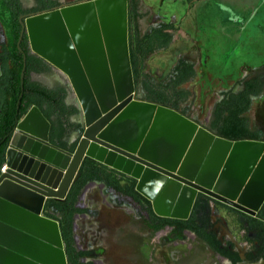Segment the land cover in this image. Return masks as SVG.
I'll return each mask as SVG.
<instances>
[{
	"label": "water",
	"instance_id": "water-1",
	"mask_svg": "<svg viewBox=\"0 0 264 264\" xmlns=\"http://www.w3.org/2000/svg\"><path fill=\"white\" fill-rule=\"evenodd\" d=\"M76 12H80L85 21H90L101 49L102 75L99 76L112 96V102L106 106L100 104L98 92L88 85L86 74L91 79V73L84 64L75 28L69 21V15ZM48 19L54 20L64 38L70 65L63 60L65 53L63 57L52 54L36 44L31 24H46L44 21ZM25 24L32 52L67 76L79 102L82 134L78 142L67 140L64 141L66 145L61 146L51 140L49 123L37 107L29 109L16 123L4 154L2 166L5 170L0 172V264H68L59 223L47 214L54 212L52 201L65 200L80 177V167L87 158L131 175L136 181L135 191L150 201L152 211L158 217L188 219L198 194L247 214H255L264 200V191L256 198V206L250 205L243 194L240 197L237 192L231 197L222 195L217 180L232 152L237 153L240 147H244L264 156V142L229 141L215 136L173 109L133 100L127 0L82 2L37 15L26 20ZM75 71L84 85L79 83ZM92 84L95 86L93 81ZM136 110L141 128L130 145L107 136L120 118ZM168 126L178 132L177 136L159 137L154 151L150 142L152 137L159 129ZM181 127L188 129L184 136ZM213 153L218 156L214 161L211 158ZM213 162L212 169L209 165ZM150 177L154 178V185L147 187L146 181ZM205 178L208 179L206 183ZM171 182L179 189L192 192L189 207L183 215L175 211L178 193L165 205L158 201Z\"/></svg>",
	"mask_w": 264,
	"mask_h": 264
},
{
	"label": "rangeland",
	"instance_id": "rangeland-1",
	"mask_svg": "<svg viewBox=\"0 0 264 264\" xmlns=\"http://www.w3.org/2000/svg\"><path fill=\"white\" fill-rule=\"evenodd\" d=\"M253 2L252 7L240 4L237 8L233 1L224 4L220 0H206L196 5L188 0H140L142 16L136 25L141 33L160 22L174 24L170 46L148 55L145 70L158 83H164L178 60L193 63L195 76L182 86L188 92V99L180 110L186 113V118L198 120L201 127L208 125L211 108L221 92L237 90L242 80L264 77V0ZM189 10L192 12L187 18ZM2 42L0 23V48ZM41 79L51 84L59 78L49 75ZM247 117L250 126L261 131L264 137V88L252 99ZM185 156L186 152L179 166ZM106 167L113 170L111 166ZM124 176L131 178L129 174ZM95 182L84 186L77 204L86 208L73 221L75 245L89 253L83 263L229 264L192 233H178L173 229L162 234V230H148L134 219L136 212L130 203L117 201L115 195L108 194L101 183ZM93 183L95 187L90 186ZM87 186L93 189L83 196ZM209 206V232L217 240L232 243L239 253L256 252L252 240L255 233L245 232L243 219L238 214L214 201Z\"/></svg>",
	"mask_w": 264,
	"mask_h": 264
},
{
	"label": "flooded vegetation",
	"instance_id": "flooded-vegetation-1",
	"mask_svg": "<svg viewBox=\"0 0 264 264\" xmlns=\"http://www.w3.org/2000/svg\"><path fill=\"white\" fill-rule=\"evenodd\" d=\"M88 1H93V0H82L78 2H68L65 0H0V14H1L0 23L3 30V42L0 48V127H6L5 134L0 140V151L4 150L3 159H4L5 151L9 147L10 135L13 132L16 123L19 122L32 107H37L42 113V115L45 117V119L48 121L50 127L49 136L51 140L52 139L55 140L61 146H65L66 144L64 141L70 140V138H72L73 136L74 138L71 140H73L74 143L79 141L82 134V129H81L82 117L79 108V102L74 92L70 88V84L67 78L58 70H56L53 66L47 63L45 60H43L42 58H40L39 56H37L32 52L25 22L26 20L33 18L37 15L54 12L66 6H71ZM138 12L139 14H141L140 2H139ZM159 25L160 24H157L151 27L145 33H141L139 31L140 35L142 36L145 34H149L151 29L157 28ZM127 26H128V8H127ZM128 36H129V32H127V43L129 40ZM14 38H16L15 43L11 41V39ZM128 53H129V44H128ZM150 54L151 53H149L148 55ZM191 59L193 60L194 58L192 57ZM145 62L146 59L144 61V66H145ZM192 64L193 63L187 62L184 59L178 60L177 63L174 65V67L171 69L168 79L164 83H158L154 79V77H152L149 73L146 72L145 68L143 70V75L146 74L148 76V80H146V78L142 75L141 78H139V80L136 82L131 68L132 80H133V95H132L133 100L147 102L149 104H154L156 106H162L169 109H173L178 113H180L181 115L186 116V113L180 110V106L188 99V92L185 91V89H183L182 86L191 79H193L195 76V70ZM186 65L191 67V69L194 72V75L188 78V80H186L185 82H182L181 84H176V82L182 78L181 75L184 73L183 69ZM17 71H18L17 74H18V84H19L20 93L18 94L17 97L14 98L13 95L8 93V90H10V82L12 81L13 83V81L15 80L14 73H16ZM21 75L23 76L21 77ZM49 75H56L59 79H57L51 84H47L43 82L41 78ZM256 78H259V80L263 82L260 91L261 93L264 88V77H260V76L251 79L242 80L237 90L230 89L221 92L220 98L215 102V104L211 108L208 118V125H203L202 128L207 129L210 133L214 134L215 136L223 138L217 135L213 130V128L211 127V124L213 123L214 120L213 112L215 106L219 104L224 99V96L227 94H231L233 96H238L242 94L246 89L245 83L250 80H254ZM147 83L149 85H147ZM147 86L150 87V89L153 88V91L150 92L149 88L148 91ZM36 89L45 92L46 95L42 96L40 93L36 92ZM155 90L162 91L165 94L164 95L165 99L169 103H166V105L164 106L165 103L158 101V95ZM260 93L257 95H253V94L248 95L249 108L243 114V117L247 119V127L245 128L249 133L248 136H245L243 139L234 140V142L242 141V140H255V141L264 142V137L262 135V132L257 129H253L250 126L247 117V113L249 112L252 106V99L258 97ZM184 94H186L184 100H180L177 103H175L174 96L180 95L182 97ZM191 120L196 122L198 125H201V123L198 120L194 118H192ZM226 140L232 141L231 139H226ZM87 184H89V182ZM198 195H202L207 198L208 207H209L208 214L210 212V206H209L210 201L217 202L222 206H225L227 209L231 210L235 214H238L240 218L243 219L242 223L244 224L245 232L247 234L250 232L255 233V236L252 238V240L255 244L254 250L256 252L249 251L245 253H239L238 251H235L233 249L232 243H226L217 240L215 235L209 232V215H208V224L206 227V233H209L214 237V241L218 243V249L226 251V254L219 252V250L213 249L206 240L200 238L199 236H197V234L191 232L188 229L179 231L174 226H165L162 229L156 230L155 221H149V224L146 223L144 217H147V215L142 210L140 205L136 204L132 200H125V201L130 203L131 207L135 210L136 215L133 216L134 219L139 221L148 230L156 231V232L162 230L163 231L162 234L165 233L167 234L173 229L178 233H186V232L192 233L203 244H205L214 254L221 257L229 264H241L242 262H247V261L251 264H259L262 261H264V232H263L264 225L258 223V221L264 223V221L259 220V216L261 215V212L264 210V200L260 205V207L258 208V210L255 212V214L250 215L230 205L215 200L207 195L204 194H198ZM75 207L79 209L81 208L78 206L77 202L75 204ZM253 220H256V222H253ZM222 225L223 223H221V226ZM154 248L155 247H153V250ZM82 260L83 258L81 259V262L83 263ZM95 264H97V262H95ZM101 264H104V262Z\"/></svg>",
	"mask_w": 264,
	"mask_h": 264
},
{
	"label": "trees",
	"instance_id": "trees-1",
	"mask_svg": "<svg viewBox=\"0 0 264 264\" xmlns=\"http://www.w3.org/2000/svg\"><path fill=\"white\" fill-rule=\"evenodd\" d=\"M127 8L129 57L133 76L137 82L143 75V70L145 68L144 61L147 55L154 51L166 49L169 46L171 42V35L167 31L172 29L173 25L161 24L157 28L151 29L149 34L141 36L136 25L137 20L142 16L138 12L139 0H128ZM15 40L16 38L11 39L13 43H15ZM183 70L184 73H181L182 78L177 81L176 84H181L194 75L193 70L188 65H186ZM17 73L18 71L14 73L15 80L13 83L12 81L10 82V90H8V93L13 95L14 98L20 93ZM143 76L146 78V80H148V76L146 74ZM147 85L149 84L147 83ZM262 85L263 82L260 81L259 78H256L245 83L246 89L242 94L238 96L227 94L224 96V99L215 106L213 112L214 120L211 124V127L217 135L226 139H231L232 141L243 139L245 136H248L249 132H247L245 128L247 127V119L243 117V114L249 108L248 95L259 94ZM148 88L150 89V87L147 86V89ZM152 91L153 88L150 89V92ZM36 92L40 93L42 96L46 95L45 92L38 89H36ZM156 93L158 95V101L165 103L164 106L166 103H169L165 99V94L162 91L158 90ZM185 96L186 94H184L182 97L180 95H175V103L180 100H184ZM5 129L6 127H0V140L5 134ZM3 153L4 150L0 151V167L4 162ZM80 172V177L70 188L65 200L62 202L52 201L54 211L60 215L57 219V222L59 223L62 240L65 245V254L68 264H85L81 262V259L88 255L86 251L78 250L75 245L73 221L74 216L81 213V210L75 207L78 197L80 196L84 186L88 182L92 181L103 183L107 187V190L113 192L119 197L120 202L124 200H132L136 204L140 205L142 210L147 215V217H144L146 223L149 224V221H155L156 230L162 229L165 226H174L179 231L188 229L191 232L197 234V236L200 238L206 240L213 249L219 250L218 243L214 241V237L211 234L206 233L209 209L206 197L202 195L197 196L190 216L187 220L162 218L156 216L153 213L150 201L135 191L136 181L134 179L125 177L123 174L111 170L103 164L98 163L90 158H87L82 162ZM259 220L264 221V210L261 212ZM253 222H256V220H253ZM258 223L264 225L263 222L258 221ZM219 252L226 254V251L224 250H219Z\"/></svg>",
	"mask_w": 264,
	"mask_h": 264
},
{
	"label": "bare ground",
	"instance_id": "bare-ground-1",
	"mask_svg": "<svg viewBox=\"0 0 264 264\" xmlns=\"http://www.w3.org/2000/svg\"><path fill=\"white\" fill-rule=\"evenodd\" d=\"M69 21L73 29L75 28L74 31L78 47L84 55V64L91 73V79L95 86H93L90 76L88 77L86 74L87 80L89 81H87L88 85L92 86V88L98 92L100 104L106 106L112 102V96L108 93V86H105L104 83H102L104 81L99 76L102 75L100 74L102 62L101 49L96 34L92 29L90 21L88 19L85 21L84 16L80 12L70 14ZM44 22H46V24L36 22L33 23V25L31 24L34 35L37 39L36 44L43 50L51 52L52 54L58 53L63 57V54L65 53L63 60L67 65H70L69 51L65 46L64 38L62 35H60L54 20L48 19ZM75 66H77L76 62ZM75 74L79 80V83L82 82L81 84H83V80L81 79L80 75L76 71ZM102 89L104 90L103 92ZM137 115V110L124 115L107 132V136L114 139L116 138L124 145H130L141 128V123H137ZM180 129V132L183 131L182 136L186 135L187 128L181 127ZM176 133L178 132L172 131V127L170 126L159 129L155 136L152 135L153 137L150 141L152 142L151 148L154 147L153 150H156L159 137L164 135L177 136ZM240 148L241 149H239L237 153H235V151L230 154L228 162L220 172L217 180L218 189L222 195L226 194L229 197L233 196L235 192H237V197H240L243 194L248 204L256 206L258 201L257 197H259L264 191V156H262L263 154L258 155V152L255 150L246 149L244 147ZM215 153L217 152L215 151ZM217 157V154L213 153L211 158L214 161L217 159ZM210 165L209 167H214V162ZM207 178L204 179L205 183L208 181ZM251 179L253 180L251 183H249ZM153 185L154 178H148L146 181V186L152 187ZM175 193H178L176 197L175 211L178 214L183 215L188 209L191 201V190H186L183 188L179 189L174 183L171 182L167 185L158 201L159 203L165 205L167 200L172 198Z\"/></svg>",
	"mask_w": 264,
	"mask_h": 264
},
{
	"label": "crops",
	"instance_id": "crops-1",
	"mask_svg": "<svg viewBox=\"0 0 264 264\" xmlns=\"http://www.w3.org/2000/svg\"><path fill=\"white\" fill-rule=\"evenodd\" d=\"M206 0H197V1H192V0H188V2L189 3H195L196 5H200L201 3H203V2H205ZM230 1H233V2H235V4H236V6H237V8L239 7V6H241L240 4H242V5H244V6H249V7H252L251 5L254 3L253 1L254 0H220V2L221 3H224V4H228L227 2H230ZM140 2V1H139ZM255 4V3H254ZM248 7V8H249ZM190 12H192L191 10H189V12H188V14L186 15V17L188 18L190 15H189V13ZM170 21H165V22H160V23H158V24H168V25H173L172 26V29L174 28V24L173 23H169ZM172 29H170V30H168L167 32L170 34V31L172 30ZM171 43V42H170ZM169 46H170V44H169ZM168 46V47H169ZM167 47V48H168ZM166 48V49H167ZM161 50H165V49H161ZM158 51H160V50H158ZM94 182V181H93ZM96 183V182H95ZM98 183H101V182H98ZM103 186H104V188L106 189L105 191L108 193V194H111V195H115L113 192H111V191H109V190H107V187L103 184V183H101ZM91 185H94V183L93 184H90V186ZM89 186V187H90ZM89 187H87V189L85 190V194L88 192V190H90V189H93V188H90V189H88ZM93 187H95V185L93 186ZM115 197L117 198V201H119V197L118 196H116L115 195ZM79 198V197H78ZM78 201V200H77ZM60 202V201H59ZM84 208H86V207H84ZM84 208H77V209H79V210H84ZM81 213H82V211H81ZM47 216L49 217V218H51V219H53V220H55V221H57V219L59 218V214L57 213V212H51V214H47Z\"/></svg>",
	"mask_w": 264,
	"mask_h": 264
},
{
	"label": "built area",
	"instance_id": "built-area-1",
	"mask_svg": "<svg viewBox=\"0 0 264 264\" xmlns=\"http://www.w3.org/2000/svg\"><path fill=\"white\" fill-rule=\"evenodd\" d=\"M4 170H5V166L3 165V166L0 168V171H1V172H4Z\"/></svg>",
	"mask_w": 264,
	"mask_h": 264
}]
</instances>
